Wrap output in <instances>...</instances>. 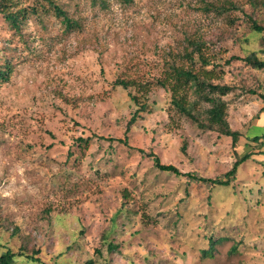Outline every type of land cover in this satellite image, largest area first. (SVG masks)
<instances>
[{
	"label": "rangeland",
	"instance_id": "374dc122",
	"mask_svg": "<svg viewBox=\"0 0 264 264\" xmlns=\"http://www.w3.org/2000/svg\"><path fill=\"white\" fill-rule=\"evenodd\" d=\"M54 1L80 26L40 10L15 30L0 13V63L12 65L0 84V252L39 250L44 264H264V70L229 59L264 58V32L245 25L264 26V0ZM191 41L211 61L193 67L231 88L221 97L234 143L199 125L203 91H180L191 118L155 83L169 63L187 65ZM117 77L151 86L142 96ZM133 94L147 109L125 133ZM148 151L207 177L250 156L229 184L207 188L159 171Z\"/></svg>",
	"mask_w": 264,
	"mask_h": 264
},
{
	"label": "trees",
	"instance_id": "16d2710c",
	"mask_svg": "<svg viewBox=\"0 0 264 264\" xmlns=\"http://www.w3.org/2000/svg\"><path fill=\"white\" fill-rule=\"evenodd\" d=\"M20 0H0V13H2L4 19L7 21L9 26L12 29H19L20 23L23 19L26 18L27 14L30 12L38 13L40 10L48 11L54 14L60 21L64 24L65 28L68 30L79 27L78 20L70 17L66 11L58 5L54 0H34L35 3L31 5H24ZM47 1V2H46ZM21 3V4H20ZM250 21L246 22V27L249 31H253L255 33L264 32V26L258 24L255 20L249 18ZM191 48L185 49L181 55V58L187 62L186 66L178 65L175 63H169L166 69V75L163 78H158L155 80L157 85H160L163 88H166L171 92V102L177 108V110L191 118H193L192 106L193 103H187L185 93H180L181 90L186 87L192 88L195 92L203 91L204 93H199V97H202L204 101L209 103V107L206 109L207 111V122L200 123L201 127L218 131L219 133L231 137L232 143L237 140L239 135L238 130L231 129L228 120L226 117V102L222 99L221 95H225L228 93L231 88L226 84H218L212 83V70H206L202 68L204 71V75H201L199 70H196L192 62L195 61V57L199 60L201 66H208L211 61L204 54L202 44L198 41H191ZM262 53L264 54V48L262 49ZM229 59H239L244 61L247 65L264 70V58H260L256 51H251L244 56H230ZM12 72V65L10 62L0 63V84L8 81L10 73ZM115 85H120L124 89H128L129 87H135L134 89L137 92H140V95H144L148 92L149 87L151 86V82L149 80L146 81H138L135 79H126L117 77L114 82ZM252 93H257V90H251ZM179 93V94H178ZM261 101L263 102V107L260 108V111L264 108V94L259 93ZM137 104L136 110H134L127 122L125 133L128 132L130 126L138 119L141 114L140 112L146 111L147 104L145 101L141 100L139 96L132 95V97ZM257 136H253V139ZM103 138V137H101ZM108 140H113L114 138L108 137ZM77 140L79 143L87 144L89 141V137L82 138L78 137ZM116 140L122 142L127 145V137L124 135L123 138H117ZM186 143L184 142L181 146L182 152H185ZM141 153H144V150L138 149ZM145 154L153 161L154 166L159 171H166L174 173L175 175H182L185 177V185L188 186L190 183L198 182L204 184L207 188L215 185H227L230 181L235 179L237 174L238 166L249 158L250 154L245 153L241 157L236 158L233 161V164L230 169L227 171L213 177L203 176L198 173L196 170H190L183 172L174 164H166L160 162L159 157L151 152H145ZM210 244V242H208ZM109 248H111L109 244ZM203 253L207 252L210 247L202 246ZM35 255H25L21 253H16L10 248H5L2 252H0V264H44V262L36 256L39 253V250L35 251ZM27 256L29 260H25L24 262L18 263V256ZM83 264H94V260L92 258L87 259Z\"/></svg>",
	"mask_w": 264,
	"mask_h": 264
},
{
	"label": "crops",
	"instance_id": "0c3cea01",
	"mask_svg": "<svg viewBox=\"0 0 264 264\" xmlns=\"http://www.w3.org/2000/svg\"><path fill=\"white\" fill-rule=\"evenodd\" d=\"M257 224V223H256Z\"/></svg>",
	"mask_w": 264,
	"mask_h": 264
}]
</instances>
